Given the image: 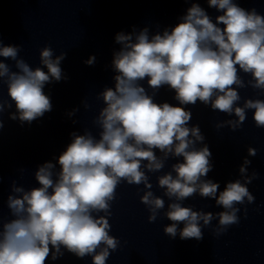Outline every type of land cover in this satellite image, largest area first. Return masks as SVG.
<instances>
[{
  "label": "clouds",
  "instance_id": "9594fccd",
  "mask_svg": "<svg viewBox=\"0 0 264 264\" xmlns=\"http://www.w3.org/2000/svg\"><path fill=\"white\" fill-rule=\"evenodd\" d=\"M184 2L191 6L174 27L155 33L134 27L115 35L120 47L111 61L114 86L97 94L103 103L93 120L97 134L88 129L70 133L71 142L55 162L37 167L38 186L25 189L12 181L6 201L10 218L0 210V264H47L49 257L55 261L65 251L80 259L91 257L92 264H106L120 246L110 235L109 217L123 182L144 185L140 201L150 213L149 223L165 209L167 197L163 215L171 223L163 231L182 240L203 239V227L214 219H218L214 234H224L240 222L237 205L255 202L247 185L258 173L249 175L252 161L247 157L239 166L241 178L226 182L222 190L219 182L208 178L214 168L212 152L200 126L190 125L192 112L187 106L199 102L234 115L235 119L215 125L232 131L252 110L255 126L264 128V99L246 98L240 105L238 91L251 87L264 92V14L241 7L238 0H206L220 13L213 20L198 0ZM21 49L4 45L0 38V86L7 85L11 101L0 94V130L3 114L13 104L9 119L21 124L51 112L45 86L68 79L61 67L66 52L56 55L45 46L39 52L43 67L33 68L19 57ZM6 60L15 62V71ZM95 60L90 56L85 64L91 66ZM240 73L251 78L245 82ZM165 86L174 92L177 104L156 102L154 97ZM83 105L90 107L86 101ZM78 111L74 108L67 115ZM247 153L255 157L257 150L249 147ZM169 159L176 162L157 177V187L163 190L158 196L148 174L161 172ZM196 194L213 199L223 210L214 214L183 205Z\"/></svg>",
  "mask_w": 264,
  "mask_h": 264
}]
</instances>
